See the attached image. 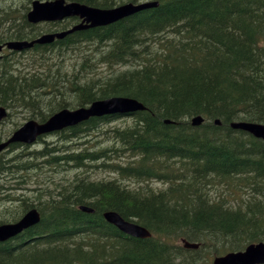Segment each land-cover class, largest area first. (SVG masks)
I'll return each instance as SVG.
<instances>
[{
    "label": "trees",
    "instance_id": "obj_1",
    "mask_svg": "<svg viewBox=\"0 0 264 264\" xmlns=\"http://www.w3.org/2000/svg\"><path fill=\"white\" fill-rule=\"evenodd\" d=\"M66 1L106 8L123 0ZM157 1L0 60L7 117L43 122L110 96L145 105L0 153V224L31 207L40 215L0 242V264H210L264 241V141L230 127L264 123V0ZM28 4L0 0V44L78 21L30 23ZM197 115L203 121L192 125ZM118 119L122 125H111ZM107 209L151 236L119 231L103 218Z\"/></svg>",
    "mask_w": 264,
    "mask_h": 264
},
{
    "label": "water",
    "instance_id": "obj_2",
    "mask_svg": "<svg viewBox=\"0 0 264 264\" xmlns=\"http://www.w3.org/2000/svg\"><path fill=\"white\" fill-rule=\"evenodd\" d=\"M157 5V1H146L138 4L127 2L112 8H99L76 1L33 0L31 2V8L26 14L29 22L57 21L72 16L79 17L80 22L73 25L71 28L60 32L42 34L40 37L31 41H8L5 43V46L13 50H23L30 48L35 43H50L55 38L61 39L76 30L107 25L134 12L156 7ZM2 47L3 45H0V50ZM143 109H145V107L141 102L126 96H110L97 99L91 102L87 107H79L73 110L64 108L54 113L45 122L40 123L34 119H30L23 123L7 140L0 142V151L6 148L9 144L15 142L30 144L34 142L39 135L75 125L91 116H102L106 114ZM6 114L5 107L0 106V121L6 116ZM202 121L203 118L200 115L191 118L192 125H198ZM215 123H219V120L216 119ZM230 126L232 128L247 131L257 138L264 139V123L232 121ZM80 209L85 212L93 211L92 208L82 205L80 206ZM103 217L108 223L132 236L141 238L150 236V232L145 227L124 219L116 211L107 210L103 213ZM39 218L38 211L35 208H31L27 210L19 220L0 224V242L13 237L24 229L34 225L39 221ZM184 245L187 247H197V244L189 242H185ZM211 264H264V242L250 243L243 250L231 251L216 256L213 258Z\"/></svg>",
    "mask_w": 264,
    "mask_h": 264
},
{
    "label": "rangeland",
    "instance_id": "obj_3",
    "mask_svg": "<svg viewBox=\"0 0 264 264\" xmlns=\"http://www.w3.org/2000/svg\"><path fill=\"white\" fill-rule=\"evenodd\" d=\"M119 1H122V0H119ZM118 1V2H119ZM123 1H128V0H123ZM122 1V2H123ZM31 2L32 0H29V9L31 7ZM28 9V10H29ZM9 112H11V109H7ZM25 115L21 114L20 112H16L11 115H9V117H7L6 119L3 120V122L0 123V132H2L3 134H1L2 136H4L7 132L9 131H13V129L15 128V125H17V128L22 125L25 121H27L28 119H25L24 118ZM5 121V122H4ZM122 119H118L114 122L111 123V125H122ZM12 133V132H10ZM47 140H55L56 139V136H53V135H50L48 134L46 137H45ZM33 144H35L36 146L39 144H37V141L34 142ZM35 145H32V148L33 146ZM19 149L18 148H15V149H7L5 151V155H7V157L9 156H12V154H14L15 152H18ZM22 157V156H21ZM51 177V176H49ZM154 185L155 184H158V185H162L161 183H153ZM29 187L33 186V183L31 185H28ZM13 191L15 192H20L19 189H13ZM23 191V190H22ZM26 191V190H25ZM28 191V190H27ZM1 216V214H0Z\"/></svg>",
    "mask_w": 264,
    "mask_h": 264
},
{
    "label": "bare ground",
    "instance_id": "obj_4",
    "mask_svg": "<svg viewBox=\"0 0 264 264\" xmlns=\"http://www.w3.org/2000/svg\"><path fill=\"white\" fill-rule=\"evenodd\" d=\"M239 16V15H238ZM144 19V18H143ZM232 19V18H231ZM235 19V18H234ZM241 19V18H240ZM150 20V19H149ZM238 20V19H237ZM157 21V20H156ZM232 21H234L233 19H232ZM242 21V20H241ZM240 21V22H241ZM160 23V22H159ZM173 23V22H172ZM229 23V22H228ZM238 23H239V21H238ZM134 25V24H133ZM162 25V24H161ZM167 25V24H166ZM164 26V25H163ZM120 66V65H119ZM34 91V90H33ZM44 91V90H43ZM75 93V92H74ZM127 97V96H126ZM133 98V97H132ZM135 99V98H134ZM139 101V100H138ZM142 103V102H141ZM13 106V105H12ZM11 106V107H12ZM145 106V105H144ZM231 107V106H230ZM227 108V107H226ZM235 108V107H234ZM8 109V108H7ZM11 109V108H10ZM24 109V108H23ZM229 109V108H228ZM18 110V109H17ZM22 112V111H21ZM226 112H228V111H226ZM230 114V113H229ZM166 115V114H165ZM235 115V114H234ZM164 116V115H163ZM162 116V117H163ZM201 116V115H200ZM230 118H231V116H230ZM162 119H164V118H162ZM171 119V118H170ZM166 120V119H165ZM169 120V119H168ZM229 120V119H228ZM233 120V119H232ZM174 122V121H173ZM162 123V122H161ZM165 123V122H164ZM165 125V124H164ZM62 137V136H61ZM39 138V137H38ZM176 141V140H175ZM172 143V142H171ZM166 148V147H165ZM177 148V147H176ZM183 150V149H182ZM173 151V150H172ZM176 151V150H175ZM226 151H228V150H226ZM169 152V151H168ZM64 153V152H63ZM175 153V152H174ZM227 154V153H226ZM65 155H67V154H65ZM180 157V156H179ZM224 158V157H223ZM224 161V160H223ZM227 162V161H226ZM216 166V165H215ZM222 166V165H221ZM264 166V165H263ZM209 167V166H208ZM226 167V166H225ZM254 167V166H253ZM211 168V167H210ZM204 169V168H203ZM233 169V168H232ZM199 170V169H198ZM197 170V171H198ZM221 171V170H220ZM203 172V171H202ZM218 174V173H217ZM227 175V174H226ZM203 176V175H202ZM200 179H202V178H200ZM204 179V178H203ZM225 179V178H224ZM196 182V181H195ZM203 183V182H202ZM202 187V186H201ZM191 189V188H190ZM202 190V189H201ZM199 191V190H198ZM192 192V191H191ZM191 195V194H190ZM200 195V194H199ZM204 196V195H203ZM197 197H198V194H197ZM206 197V196H205ZM195 198V197H194ZM200 199V198H199ZM83 204V203H82ZM79 205V204H78ZM85 205V204H84ZM90 206V205H89ZM35 207V206H34ZM88 207V206H87ZM32 208V207H31ZM90 208H91V206H90ZM108 210V209H107ZM103 213H104V211H103ZM129 213V212H128ZM127 214V213H126ZM144 226V225H143ZM254 226V225H253ZM146 228V227H145ZM138 238V237H137ZM250 244V243H249ZM141 262V261H140Z\"/></svg>",
    "mask_w": 264,
    "mask_h": 264
}]
</instances>
